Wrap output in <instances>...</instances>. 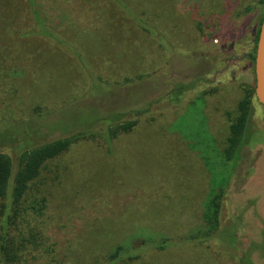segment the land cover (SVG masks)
I'll use <instances>...</instances> for the list:
<instances>
[{"label":"rangeland","instance_id":"374dc122","mask_svg":"<svg viewBox=\"0 0 264 264\" xmlns=\"http://www.w3.org/2000/svg\"><path fill=\"white\" fill-rule=\"evenodd\" d=\"M253 1L0 0V151L18 160L31 143L96 134L37 179L46 208L33 220L42 234L33 264H106L118 245L140 257L116 264H224L233 244L181 240L223 186L219 231L234 230L241 251L263 241L260 102L239 153L225 157L231 115L255 79ZM197 77L110 140L108 128L125 121L117 113ZM253 258L264 264L260 251Z\"/></svg>","mask_w":264,"mask_h":264},{"label":"trees","instance_id":"16d2710c","mask_svg":"<svg viewBox=\"0 0 264 264\" xmlns=\"http://www.w3.org/2000/svg\"><path fill=\"white\" fill-rule=\"evenodd\" d=\"M229 2L231 0H227V3ZM250 4L245 6L247 12L253 13L258 9L261 10L259 27L258 24L256 25L258 28L256 46L251 55L252 60L255 62L260 26L264 16V0H256ZM214 15L215 13L208 17L202 16L204 24H208L211 19H214ZM229 15L220 16V18H228ZM201 27H203L202 23L199 24V28ZM201 80H203L202 77H197L191 82L178 83L172 88L171 93L163 95L153 103L150 102L146 106L130 110V112L117 113L116 120L122 119L125 121L108 128L107 133L110 135V140L112 141L121 132H131L138 123V120L134 117L145 116L155 102L162 101L163 103L169 100V97H172L169 95L176 96H173L172 101H179L184 93L197 86ZM254 100L259 103L255 94V79L246 89L245 97L238 101L236 112L231 115L232 123L229 127L230 133L225 148V157L228 160H232L236 156L235 154L239 153L238 148L244 137L247 136L248 121ZM127 113L132 114L130 116L132 118L126 120ZM103 130L107 131L105 128ZM89 136L95 137L96 134L93 131H80L51 141L38 144L31 143L24 147L18 160L10 153L0 151V264H33L34 252L42 245L40 241L42 238L41 230L34 225L33 220L35 221L39 215L43 214L46 208V199L35 195V193L40 192L36 185L37 179L47 162L67 152L74 144ZM107 143L109 144V141ZM210 192V198L204 205V225L198 226L200 229H197L196 233L189 231L186 236L182 235L181 240L187 239L192 243H202V241H211L218 238L222 243L229 242L233 244L231 245L232 253L226 258L224 264H257L253 258V253L260 251L264 255V229L261 243H257L244 251H241L243 249L239 250L234 230L231 232H227V230L219 231L223 222L222 210L225 194L227 193L225 186L220 189L213 188ZM165 247V244L159 246L160 249ZM137 255L126 251L123 245H118L108 253L106 264H116L123 259L125 262L132 261V259L140 257L139 254ZM232 256L236 257L232 259Z\"/></svg>","mask_w":264,"mask_h":264},{"label":"water","instance_id":"95a60500","mask_svg":"<svg viewBox=\"0 0 264 264\" xmlns=\"http://www.w3.org/2000/svg\"><path fill=\"white\" fill-rule=\"evenodd\" d=\"M255 94L258 101L264 105V16L255 54Z\"/></svg>","mask_w":264,"mask_h":264},{"label":"flooded vegetation","instance_id":"af4514ba","mask_svg":"<svg viewBox=\"0 0 264 264\" xmlns=\"http://www.w3.org/2000/svg\"><path fill=\"white\" fill-rule=\"evenodd\" d=\"M258 27H259V23H258ZM257 32H258V28L257 26H255V28H253L252 37H251V42L253 43L254 47L256 46L255 41L257 37Z\"/></svg>","mask_w":264,"mask_h":264}]
</instances>
